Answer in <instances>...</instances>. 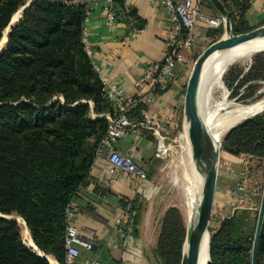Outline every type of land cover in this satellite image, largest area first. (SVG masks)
I'll list each match as a JSON object with an SVG mask.
<instances>
[{
	"label": "trees",
	"instance_id": "obj_1",
	"mask_svg": "<svg viewBox=\"0 0 264 264\" xmlns=\"http://www.w3.org/2000/svg\"><path fill=\"white\" fill-rule=\"evenodd\" d=\"M28 1L0 0V41L13 15ZM231 2L233 32L252 29L243 15L249 3ZM88 10L80 0H32L0 48V213L21 217L37 249L60 264L66 207L90 181L108 127L103 114L111 111L83 41ZM130 14L136 17L134 11ZM144 107L131 108L130 118L142 121ZM223 146L234 154L264 159V112L233 128ZM127 201L134 209L131 199H122V206ZM257 216L243 219L233 213L211 231L210 264H252ZM136 221L135 212L134 225ZM183 237L181 213L170 208L156 249L162 264L179 263ZM0 264L53 263L24 243L16 219L0 216ZM257 264H264V217Z\"/></svg>",
	"mask_w": 264,
	"mask_h": 264
},
{
	"label": "crops",
	"instance_id": "obj_2",
	"mask_svg": "<svg viewBox=\"0 0 264 264\" xmlns=\"http://www.w3.org/2000/svg\"><path fill=\"white\" fill-rule=\"evenodd\" d=\"M80 1L86 3L90 10L86 28L94 64L109 79L117 80L126 93L136 92L135 82L144 69L161 61L165 55V37L171 26L165 8L160 0ZM220 1L227 10L233 8L231 0ZM248 3L243 13L246 24L251 28L264 25V0H250ZM107 5L116 11L113 27H107L104 22V8ZM130 11L135 12V18L131 17ZM201 11L223 19L220 11L209 0L202 5ZM220 28L223 34L224 23L220 27H213L204 19H199L193 28L195 40L190 47L183 48V56L193 64L194 59L214 42ZM189 69L190 66L183 69L179 67L169 88L158 93L155 101L142 109L140 115L143 120L140 124L129 128L115 143L116 149L121 152H134V159L146 170L148 180L118 172L116 181L109 183L104 179L107 164L105 155L96 157L90 170V181L72 201L79 207L74 222L81 234L94 244L91 251L82 252L81 258L89 256L107 264H157L152 253L153 244L146 245L145 242L151 241L149 231L146 230L150 222L145 220L143 224H133L129 229L117 224L116 218L123 207L122 199H132L146 191L145 187L150 186L151 175L158 170L157 133L167 139L176 135L183 123L182 91ZM221 160L218 163L215 197L225 196L227 186L233 179L232 169ZM200 186L198 178L199 189ZM198 199L196 196L194 201ZM112 244L119 246L112 247ZM55 262L53 258L52 263Z\"/></svg>",
	"mask_w": 264,
	"mask_h": 264
},
{
	"label": "rangeland",
	"instance_id": "obj_3",
	"mask_svg": "<svg viewBox=\"0 0 264 264\" xmlns=\"http://www.w3.org/2000/svg\"><path fill=\"white\" fill-rule=\"evenodd\" d=\"M18 16L19 14L12 24H14ZM5 32L6 30H4L3 37ZM3 45L4 43H0V47ZM246 67L248 68L244 71ZM190 71L186 77V84ZM244 75L245 77L242 81L232 90L236 79ZM222 80L223 86L221 87L211 88L206 83L202 84L200 96L202 116L206 119L211 116L222 122L231 118L230 113L234 110L235 105H239L241 111L237 115L236 122L230 125L219 137V160L222 159L221 162H226L232 169L233 179L227 186L228 190L225 196L215 197L214 195L209 222V239L211 231L215 230L225 218L233 213L243 217V219H245L246 215L252 216L254 213L258 215L264 186V159L244 153H231L225 150L223 141L226 135L244 120L264 112V50L254 52L250 62H235L231 64L222 76ZM236 84L237 82L234 85ZM185 88L186 85L183 88L182 103H184ZM224 92L226 93V106L218 104L222 100ZM185 122V118H183V123L180 125L178 133L166 139L165 146L167 149L165 153L157 151L159 159L158 170L151 175L149 179L150 186L147 185L148 187H145L147 188L146 191L138 193L135 198L131 199L137 213L136 226L137 224H143L145 220L148 223L150 222L146 230L149 231L151 241L145 242L146 245L153 244L152 253L157 264H162L157 256L156 249L163 219L170 208H175L181 213L184 223V237L181 241L178 263L181 264L186 230L192 219L191 216L189 217L192 210L190 211L189 209L196 196H201L203 187L202 179L200 189L198 188L199 174L197 169L202 173V167L192 156L187 131L188 124ZM0 216L16 219L23 241H26L24 228L27 227L18 219L17 215H3L0 213ZM136 231L137 228H135ZM25 244L27 245L26 242Z\"/></svg>",
	"mask_w": 264,
	"mask_h": 264
},
{
	"label": "built area",
	"instance_id": "obj_4",
	"mask_svg": "<svg viewBox=\"0 0 264 264\" xmlns=\"http://www.w3.org/2000/svg\"><path fill=\"white\" fill-rule=\"evenodd\" d=\"M246 1L249 2L250 0ZM160 3L165 8L171 23L165 37L166 52L161 61L148 65L138 77L135 82L136 92L126 93L117 80L109 79L94 64L102 83L103 96L111 106V111L104 114L108 120V127L96 153V157L101 154L105 155L107 164L104 179L109 183L116 181L118 172L130 174L140 180L147 179V172L141 165L136 163L134 152H121L115 147L117 140L125 135L129 128L140 124V121L130 118L129 111L137 104L147 105L155 101L159 91L169 88L179 67L182 69L189 66L192 67L193 64H191L189 58L183 56L182 50L193 44L195 40L193 28L199 19H204L213 27H220L224 23V20L220 17L206 15L201 11V7L206 3V0H160ZM89 11H87L86 21ZM115 21V11L111 5H107L104 8L105 25L113 27ZM88 36L89 33L85 26L83 41L88 53L91 55ZM156 136L158 141L157 151L165 153L167 149L165 136L158 133ZM78 210L79 207L73 202L66 207L65 254L62 264H107L89 256L81 258L82 252L91 251L94 244L92 240L81 234L74 222V216ZM134 215L135 210L131 201H127L116 218V223L125 225L130 229L134 224ZM27 246L30 247L28 244ZM111 246L118 247L119 245L112 244ZM54 264L60 263L55 262Z\"/></svg>",
	"mask_w": 264,
	"mask_h": 264
},
{
	"label": "water",
	"instance_id": "obj_5",
	"mask_svg": "<svg viewBox=\"0 0 264 264\" xmlns=\"http://www.w3.org/2000/svg\"><path fill=\"white\" fill-rule=\"evenodd\" d=\"M222 14L224 20V33L222 36L210 43L193 62L190 75L186 84L183 113L186 123L188 124V137L191 144L192 156L197 163L202 167L203 173V187L201 196L195 210L193 219L186 230L185 243L181 264H197L199 246L204 239H207L209 246V222L211 211L213 207L215 186L219 162V141H217L212 133L207 129L203 119L201 109L198 103V91L203 65L206 59L214 53H223L238 44L258 36H264V25L254 27L242 33H234L231 24V13L220 0H209ZM32 0H29L17 12L20 14L30 5ZM16 12V13H17ZM14 16V15H13ZM17 18V19H18ZM16 19V20H17ZM13 22L11 18L9 26L5 29L6 37L4 43L7 41V36ZM3 39V38H2ZM1 39V41H2ZM0 41V43H1ZM2 44V43H1ZM1 48V47H0ZM251 61V59H250ZM248 67L244 71L247 70ZM264 217V186L262 190L255 234L252 245V264H257V250L261 226ZM35 251L34 249H32ZM38 255L47 258L46 254H41L35 251ZM210 254L208 247V260L210 264Z\"/></svg>",
	"mask_w": 264,
	"mask_h": 264
},
{
	"label": "bare ground",
	"instance_id": "obj_6",
	"mask_svg": "<svg viewBox=\"0 0 264 264\" xmlns=\"http://www.w3.org/2000/svg\"><path fill=\"white\" fill-rule=\"evenodd\" d=\"M19 13H15L13 16V21L17 17ZM6 34L4 35L1 43H4ZM264 50V36H258L253 39L247 40L245 42H242L238 44L237 46L226 50L225 52L219 54V53H214L211 54L205 61L203 65V70L201 73V78H200V83H199V91H198V103L200 106V96H201V87L202 84L206 83L208 84L211 88L213 87H221L223 86V80L222 76L224 73L227 71V69L231 66V64L235 62H250L251 56L254 52L256 51H261ZM226 100V93L224 92L222 96V100L218 102V104L226 106L227 103H225ZM240 106L235 105L234 110L230 113V117L227 120H224L222 122L217 121V119L212 118L211 116L206 119L204 116L205 124L207 129L212 133L214 138L219 141V137L223 134L227 128L232 125L234 122H236L237 115L240 113ZM219 122V124H218ZM186 123V122H185ZM197 166V165H196ZM198 174H199V180L202 183V177L203 173L199 172L197 169ZM198 196V195H197ZM200 199V196H199ZM199 199L197 201L193 202V205L191 207V218L193 219L195 209L198 205ZM193 208V209H192ZM19 220L22 221V223L25 224L24 220L21 217H18ZM23 237V236H22ZM24 237H25V242L32 248L35 249V251L45 254L44 252H41L40 250L37 249V247L33 244L32 239L29 235V232L27 228H24ZM208 242L207 239H204L201 245L199 246L198 250V260L197 264H207L208 260ZM47 257L50 260H53L51 255L46 254Z\"/></svg>",
	"mask_w": 264,
	"mask_h": 264
}]
</instances>
